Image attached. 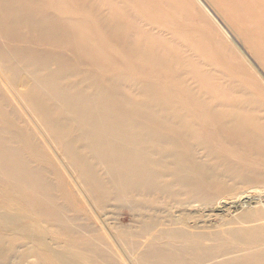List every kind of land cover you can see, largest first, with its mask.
<instances>
[{"label": "bare ground", "instance_id": "6f19581e", "mask_svg": "<svg viewBox=\"0 0 264 264\" xmlns=\"http://www.w3.org/2000/svg\"><path fill=\"white\" fill-rule=\"evenodd\" d=\"M215 6L264 67V0ZM228 215L264 219V80L197 0H0V264H264Z\"/></svg>", "mask_w": 264, "mask_h": 264}, {"label": "rangeland", "instance_id": "374dc122", "mask_svg": "<svg viewBox=\"0 0 264 264\" xmlns=\"http://www.w3.org/2000/svg\"><path fill=\"white\" fill-rule=\"evenodd\" d=\"M197 1L209 13V15L211 16V18L213 19V21L215 22V24L217 25L219 30L222 31L229 38V40L237 47V49L241 52V54L244 56V58H246V60L251 64L253 70L264 80V67L260 63V61L249 51L250 50L249 47L246 46L247 44L245 42V34L243 32H241L240 25L236 21L228 19L224 14H222L220 12V9L215 6L216 0H197ZM183 27H185V26L184 25H181V26L178 25V28H183ZM187 28L190 29V27H187ZM196 30H198V29H196ZM198 32H200L199 36H201L203 38H206V34H207L206 32L207 31L198 30ZM212 54L216 57V59L218 60L219 64L225 66L224 68L227 69V72L229 74L234 75L233 74V69L231 67V63L229 61H226L225 58L220 54V52L215 51L214 49H212ZM234 66L236 67V65H234ZM24 114H25L26 118H28V119L30 118L28 116V114H26V113H24ZM126 206L128 207L129 205L126 204ZM238 207L234 206L233 203L229 204V208L231 210L232 209L233 210L234 209L240 210V208H238ZM108 210H110V211H108L107 215H109V216H111L113 218L115 217V219L120 220L121 224L127 225V226L132 224V217L127 214V212L125 211L126 210L125 208L123 209V208H120V207L111 206ZM202 214L203 213L200 212L199 215H202ZM212 219L214 220V219H218V218L213 216ZM226 219H228V223L225 226V228L229 227L230 229H233L236 226L239 227V226H249V225H256V224H258V225L264 224V219L260 220V221H256V222H251V223H248V222L234 223V222H232V218H230L229 215L226 217ZM197 221H198V223L200 225L204 224V223H206V224L208 223V222H205L204 218H202V217L198 218ZM211 223L216 224L217 221L215 220V221H213ZM23 239L24 240H22V242H24V244H25L26 237H24ZM47 241L51 242L50 236L47 237ZM27 243H28V241H27ZM24 244H23L22 247L19 248V254H21V252H23L27 247H30V244L29 245H24ZM31 246L34 249H36L37 253H35V254L37 256L30 257V260L36 261L40 257L46 258V256L43 254L45 252L42 251V247L33 246L32 244H31ZM115 256H117V258L121 259L124 264H130V261L128 260V258L125 256V254L123 252L115 251ZM55 260L56 259H52L51 264H59L58 261H55ZM194 262H195V264H202V263H199L198 261H194Z\"/></svg>", "mask_w": 264, "mask_h": 264}]
</instances>
